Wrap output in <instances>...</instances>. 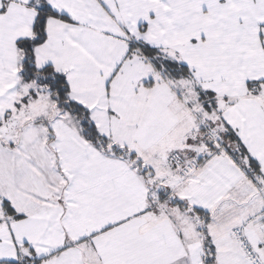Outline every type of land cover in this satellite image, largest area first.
Segmentation results:
<instances>
[{
  "label": "snow or ice",
  "instance_id": "1",
  "mask_svg": "<svg viewBox=\"0 0 264 264\" xmlns=\"http://www.w3.org/2000/svg\"><path fill=\"white\" fill-rule=\"evenodd\" d=\"M0 264H264V0H0Z\"/></svg>",
  "mask_w": 264,
  "mask_h": 264
}]
</instances>
